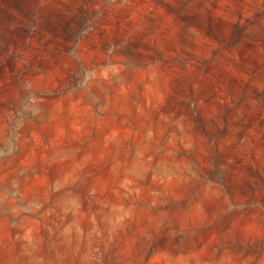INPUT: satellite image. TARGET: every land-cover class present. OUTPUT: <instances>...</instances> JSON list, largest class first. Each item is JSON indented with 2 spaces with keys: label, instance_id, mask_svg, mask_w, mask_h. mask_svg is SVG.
<instances>
[{
  "label": "rangeland",
  "instance_id": "rangeland-1",
  "mask_svg": "<svg viewBox=\"0 0 264 264\" xmlns=\"http://www.w3.org/2000/svg\"><path fill=\"white\" fill-rule=\"evenodd\" d=\"M0 264H264V0H0Z\"/></svg>",
  "mask_w": 264,
  "mask_h": 264
},
{
  "label": "bare ground",
  "instance_id": "bare-ground-1",
  "mask_svg": "<svg viewBox=\"0 0 264 264\" xmlns=\"http://www.w3.org/2000/svg\"><path fill=\"white\" fill-rule=\"evenodd\" d=\"M36 71H38V70H36ZM38 73H40V75L38 76V78H40V79H43V78H46V74H45V72H43V70H39L38 71ZM25 82H27V81H25ZM26 87V86H25ZM44 116V115H43ZM67 244V243H66ZM65 255V254H64ZM65 257V256H64ZM58 258V257H57ZM46 259V258H45ZM76 260V259H75ZM60 261V260H59ZM73 261V260H72ZM66 263V262H65Z\"/></svg>",
  "mask_w": 264,
  "mask_h": 264
}]
</instances>
